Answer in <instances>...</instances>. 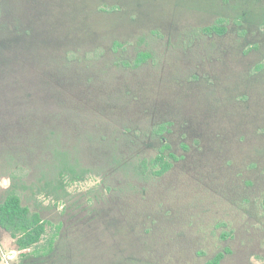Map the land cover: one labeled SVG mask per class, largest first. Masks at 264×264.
Masks as SVG:
<instances>
[{"label":"rangeland","instance_id":"obj_1","mask_svg":"<svg viewBox=\"0 0 264 264\" xmlns=\"http://www.w3.org/2000/svg\"><path fill=\"white\" fill-rule=\"evenodd\" d=\"M11 191L47 232L0 264H264V0H0Z\"/></svg>","mask_w":264,"mask_h":264},{"label":"trees","instance_id":"obj_2","mask_svg":"<svg viewBox=\"0 0 264 264\" xmlns=\"http://www.w3.org/2000/svg\"><path fill=\"white\" fill-rule=\"evenodd\" d=\"M225 32L226 29L220 26H210L203 29V33L207 36H222ZM149 57L147 53L140 54L135 63V67L141 66ZM170 125L171 123H167L160 126L156 134L158 136L163 135V131ZM179 160L180 157L172 152L171 145L164 142L159 154L150 162H144V166L150 169L154 176L162 177ZM0 228L14 240L18 250L24 254L32 247L38 245L47 232L46 222L41 215L38 212H33L29 207L24 206L20 194L16 191L9 192L6 198L0 201ZM50 248H53L52 243L50 244ZM228 253L230 251L227 249L220 251L206 264H222Z\"/></svg>","mask_w":264,"mask_h":264},{"label":"built area","instance_id":"obj_3","mask_svg":"<svg viewBox=\"0 0 264 264\" xmlns=\"http://www.w3.org/2000/svg\"><path fill=\"white\" fill-rule=\"evenodd\" d=\"M11 255V254H10ZM13 257V256H12ZM8 259L10 260V257H8ZM5 264H9V263H5Z\"/></svg>","mask_w":264,"mask_h":264}]
</instances>
